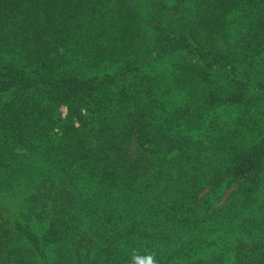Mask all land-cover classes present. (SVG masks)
<instances>
[{"label": "trees", "instance_id": "1", "mask_svg": "<svg viewBox=\"0 0 264 264\" xmlns=\"http://www.w3.org/2000/svg\"><path fill=\"white\" fill-rule=\"evenodd\" d=\"M2 193L0 264H264V0H0Z\"/></svg>", "mask_w": 264, "mask_h": 264}, {"label": "rangeland", "instance_id": "2", "mask_svg": "<svg viewBox=\"0 0 264 264\" xmlns=\"http://www.w3.org/2000/svg\"><path fill=\"white\" fill-rule=\"evenodd\" d=\"M156 73L158 75H161L164 77L163 70L161 71L160 69H157ZM60 112H61V116L63 117L65 112H66V108L61 107ZM226 195H227V192L225 194H223L222 197L225 198ZM20 200L21 199L19 196H15V195L11 196L7 193L0 194V212H2L4 216H6L7 218H9L11 220L21 219V218H19V216H20V213L23 209V205H21L22 208L20 211V208H19ZM199 201H202V199L200 198ZM199 205H200V202H199ZM228 230L229 229H227L225 232H216V234H214V238H218V242L220 245H222V244L227 245V244H229V241H234L236 234H232ZM242 234L244 236V233L242 232V230H239L238 237H240ZM211 238H213V237H211Z\"/></svg>", "mask_w": 264, "mask_h": 264}, {"label": "clouds", "instance_id": "3", "mask_svg": "<svg viewBox=\"0 0 264 264\" xmlns=\"http://www.w3.org/2000/svg\"><path fill=\"white\" fill-rule=\"evenodd\" d=\"M133 260L135 264H157L154 254H149L146 256L134 255Z\"/></svg>", "mask_w": 264, "mask_h": 264}]
</instances>
